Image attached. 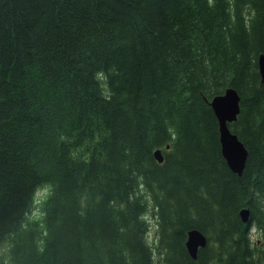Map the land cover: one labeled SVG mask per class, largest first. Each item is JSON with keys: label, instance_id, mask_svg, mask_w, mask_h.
<instances>
[{"label": "trees", "instance_id": "1", "mask_svg": "<svg viewBox=\"0 0 264 264\" xmlns=\"http://www.w3.org/2000/svg\"><path fill=\"white\" fill-rule=\"evenodd\" d=\"M261 53L264 0H0V264H264Z\"/></svg>", "mask_w": 264, "mask_h": 264}, {"label": "water", "instance_id": "2", "mask_svg": "<svg viewBox=\"0 0 264 264\" xmlns=\"http://www.w3.org/2000/svg\"><path fill=\"white\" fill-rule=\"evenodd\" d=\"M258 65L261 80L264 82V53L259 55ZM240 99V95L235 88H228L225 93L215 96L210 102L219 121L222 154L229 168L239 175L245 169L248 151L238 135L231 131L229 124L236 121L240 114ZM155 157L159 162H163L162 149L155 151ZM240 215L242 220L246 222L250 218V210L243 208ZM207 241V236L201 230L193 228L188 231L186 246L194 259H197L199 249L205 247Z\"/></svg>", "mask_w": 264, "mask_h": 264}, {"label": "clouds", "instance_id": "3", "mask_svg": "<svg viewBox=\"0 0 264 264\" xmlns=\"http://www.w3.org/2000/svg\"><path fill=\"white\" fill-rule=\"evenodd\" d=\"M61 139H63L64 137L61 136L60 137ZM54 190H55V187L54 185L50 184V183H45L44 185H42L38 191L41 192V193H44V195L42 196H36L34 198V207L32 208V210L27 213V217H28V220L30 222H35L37 220H40L42 219V217L44 215H46V213H44L43 209L40 207V204L43 200H45L46 198H48L49 196L53 195L54 194Z\"/></svg>", "mask_w": 264, "mask_h": 264}, {"label": "rangeland", "instance_id": "4", "mask_svg": "<svg viewBox=\"0 0 264 264\" xmlns=\"http://www.w3.org/2000/svg\"><path fill=\"white\" fill-rule=\"evenodd\" d=\"M147 219H148L149 224H150L149 238L151 240H153L156 237L157 221H156V218L154 216H152V214H149V216H147ZM251 234H252V240L253 241L260 239V233H258L256 230H253ZM207 243H208V241H207Z\"/></svg>", "mask_w": 264, "mask_h": 264}]
</instances>
